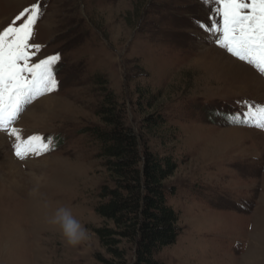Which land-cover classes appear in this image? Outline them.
Masks as SVG:
<instances>
[{
	"label": "rangeland",
	"instance_id": "rangeland-1",
	"mask_svg": "<svg viewBox=\"0 0 264 264\" xmlns=\"http://www.w3.org/2000/svg\"><path fill=\"white\" fill-rule=\"evenodd\" d=\"M33 4L42 15L32 62L59 54L58 88L28 105L15 127L25 137H52V150L20 160L13 138L0 132V264H99L94 209L106 171L91 132L103 127L109 94L127 126L180 160L166 182L180 233L158 260L264 264V131L223 119L244 111L243 101L264 103L262 82L247 87L248 73L263 83L264 76L209 43L197 22L209 23L214 0H0V30ZM216 58L247 69L224 74ZM45 99L54 101L46 113L31 116ZM151 116L163 119L159 135L141 130ZM38 179L39 195H30ZM59 207L86 228V240L68 245L49 223Z\"/></svg>",
	"mask_w": 264,
	"mask_h": 264
},
{
	"label": "trees",
	"instance_id": "trees-1",
	"mask_svg": "<svg viewBox=\"0 0 264 264\" xmlns=\"http://www.w3.org/2000/svg\"><path fill=\"white\" fill-rule=\"evenodd\" d=\"M103 127L91 134L101 143L106 181L94 209L101 221L94 234L103 254L99 264H163L158 255L173 246L180 233L179 216L168 200L173 195L166 182L180 163L170 150L161 154L151 140L136 134L124 122L123 108L112 94L100 108ZM226 113L227 125H234ZM162 117L145 118L141 130L159 135ZM160 145L165 146L164 143Z\"/></svg>",
	"mask_w": 264,
	"mask_h": 264
},
{
	"label": "snow or ice",
	"instance_id": "snow-or-ice-1",
	"mask_svg": "<svg viewBox=\"0 0 264 264\" xmlns=\"http://www.w3.org/2000/svg\"><path fill=\"white\" fill-rule=\"evenodd\" d=\"M214 5L209 23L197 22L208 33L209 43L264 76V0H214ZM41 15L40 5L33 4L0 30V132L13 138L14 154L20 160L52 150V137L39 133L25 137L15 127L28 105L58 88L55 64L59 54L32 62L41 48L30 43ZM17 21L22 22L17 25ZM242 103L245 111L230 116V122L264 131V103Z\"/></svg>",
	"mask_w": 264,
	"mask_h": 264
},
{
	"label": "clouds",
	"instance_id": "clouds-1",
	"mask_svg": "<svg viewBox=\"0 0 264 264\" xmlns=\"http://www.w3.org/2000/svg\"><path fill=\"white\" fill-rule=\"evenodd\" d=\"M39 179L30 192V195H39ZM49 223L58 226L61 235L68 245L75 246L87 239V230L81 222L73 216L67 207H59L50 218Z\"/></svg>",
	"mask_w": 264,
	"mask_h": 264
},
{
	"label": "bare ground",
	"instance_id": "bare-ground-1",
	"mask_svg": "<svg viewBox=\"0 0 264 264\" xmlns=\"http://www.w3.org/2000/svg\"><path fill=\"white\" fill-rule=\"evenodd\" d=\"M214 52H218V50H213ZM214 57H217L216 55H212L211 56V58L213 59ZM215 61L217 62V64L219 65V67H221V71H223L224 72V74H228V73H230L231 71H234V69H235V71H237V73L239 74V75H241V73H240V70H246L247 68H246V66L245 65H243V64H241V63H239L238 61H234L233 60V63H231V62H227V61H223V60H221V59H219L218 60V58H216L215 59ZM223 69V70H222ZM238 69V70H237ZM248 75H249V77H251V79H250V84H249V86H247L248 88H250V87H252L251 85H252V82H255L256 84H258V83H261L262 82V84H264L263 83V81L262 80H258V78H257V75H255V76H253V75H251L250 73H248ZM44 102H43V104H45L44 106H40V107H37L34 111H33V113L31 114V116L32 115H35L37 118H39L40 116H42V108H43V110H44V112L46 113V111H47V105L48 104H50V103H52V102H54L52 99H45V100H43ZM38 110H41L40 112H38L37 113V111ZM41 118V117H40ZM32 128V127H31ZM30 128V129H31ZM33 129H34V127H33ZM35 130V129H34ZM0 140H5V138L2 136V135H0ZM36 164H38V163H36ZM35 165V164H34ZM39 166V165H38ZM23 174H21V172H19L18 174L17 173H15V177L17 178V176L18 177H20V176H22ZM32 177L33 176H31L30 178L32 179Z\"/></svg>",
	"mask_w": 264,
	"mask_h": 264
}]
</instances>
